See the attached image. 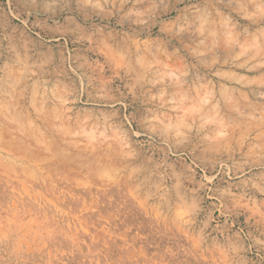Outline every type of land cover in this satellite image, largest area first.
I'll use <instances>...</instances> for the list:
<instances>
[{
	"label": "rangeland",
	"instance_id": "obj_1",
	"mask_svg": "<svg viewBox=\"0 0 264 264\" xmlns=\"http://www.w3.org/2000/svg\"><path fill=\"white\" fill-rule=\"evenodd\" d=\"M0 264H264V0H0Z\"/></svg>",
	"mask_w": 264,
	"mask_h": 264
}]
</instances>
